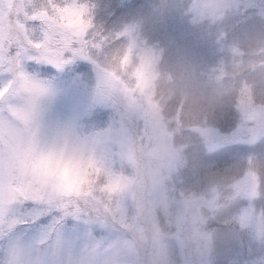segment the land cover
<instances>
[{
	"label": "rangeland",
	"instance_id": "374dc122",
	"mask_svg": "<svg viewBox=\"0 0 264 264\" xmlns=\"http://www.w3.org/2000/svg\"><path fill=\"white\" fill-rule=\"evenodd\" d=\"M90 2L97 55L30 68L39 121L35 107L30 120L25 105L0 112V150L21 149L19 186L81 217L66 227L77 264H229L246 205L264 196V0ZM50 58L41 41L35 59ZM46 136L48 151L87 155L83 184L58 190L37 168Z\"/></svg>",
	"mask_w": 264,
	"mask_h": 264
},
{
	"label": "snow or ice",
	"instance_id": "6c2138e0",
	"mask_svg": "<svg viewBox=\"0 0 264 264\" xmlns=\"http://www.w3.org/2000/svg\"><path fill=\"white\" fill-rule=\"evenodd\" d=\"M97 22L96 5L90 0H0V112L8 115L12 106L25 105L23 117H33L35 97L29 99L38 85L30 68L54 66L63 71L66 64L97 55L93 47L103 32ZM39 31L41 38L35 39ZM50 50L49 65L35 59L40 50ZM63 54V55H62ZM93 63L95 61H92ZM49 89L44 88V91ZM62 157L48 154L39 159L37 168L54 182L58 190L71 191L72 185L57 175ZM22 162L21 149L10 145L0 150V264H13L11 259L19 248L13 234L21 227L29 228L40 219L52 216L48 232L81 223L75 211L43 195L24 191L18 184L17 165ZM71 163V161H68ZM253 180L255 174L251 173ZM253 190L250 196H256ZM242 242L229 249V264H264V196L255 204L246 205ZM71 254L74 246L68 248ZM3 254L9 259L3 260Z\"/></svg>",
	"mask_w": 264,
	"mask_h": 264
},
{
	"label": "clouds",
	"instance_id": "9594fccd",
	"mask_svg": "<svg viewBox=\"0 0 264 264\" xmlns=\"http://www.w3.org/2000/svg\"><path fill=\"white\" fill-rule=\"evenodd\" d=\"M34 71L39 72L41 69H35ZM56 71L57 73L61 72ZM44 99L45 97L36 100L34 104L38 121L40 120ZM50 144L51 139L46 136L42 141L40 158L50 153L55 154L58 158L62 157L63 159L56 169L57 175L72 186L83 184L89 175L88 168L91 167L87 155L77 153L67 147H55L52 151H48ZM69 160L71 163L68 162ZM52 221V216H47L40 219L36 224L31 225L29 229L34 230V238L31 242L16 241L20 249L27 250L29 258L27 260H20L12 256L13 264H77L74 259H67L65 257V250L70 246H75L72 238L67 235L66 227L60 229L59 226H56L49 233L48 229L51 227L50 222ZM8 259L9 256L3 254V260L7 261Z\"/></svg>",
	"mask_w": 264,
	"mask_h": 264
}]
</instances>
